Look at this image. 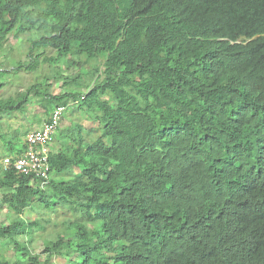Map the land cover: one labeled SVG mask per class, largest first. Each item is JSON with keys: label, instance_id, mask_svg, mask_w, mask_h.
Masks as SVG:
<instances>
[{"label": "trees", "instance_id": "1", "mask_svg": "<svg viewBox=\"0 0 264 264\" xmlns=\"http://www.w3.org/2000/svg\"><path fill=\"white\" fill-rule=\"evenodd\" d=\"M24 34L0 85L62 60L80 70L58 94L49 73L0 100L2 117L39 98L43 125L65 108L45 183L0 164L15 213L0 241L23 259L0 264H264V0H0V50ZM70 108L92 124L63 126ZM0 139V163L24 149L17 130ZM34 204L72 213L44 261Z\"/></svg>", "mask_w": 264, "mask_h": 264}, {"label": "rangeland", "instance_id": "2", "mask_svg": "<svg viewBox=\"0 0 264 264\" xmlns=\"http://www.w3.org/2000/svg\"><path fill=\"white\" fill-rule=\"evenodd\" d=\"M30 45L29 36L27 34L20 35L19 38H10L4 49L0 50V70L6 68L12 69L13 65L19 60H25L27 56V49ZM56 67L43 65L39 70L33 73L21 72L19 74H7L3 78V85H0V100H4L10 97H14L15 100H19L17 92L27 91V87L43 82V77L46 74L52 75L51 82H54L52 93L58 94L62 92V82L64 78H68L72 74L78 73L79 68L66 69L63 60L59 62ZM88 67V66H87ZM89 69V68H88ZM85 72V69H83ZM11 73V72H9ZM57 73L60 76L56 77ZM18 75V76H16ZM2 80V79H1ZM88 78L85 83L87 84ZM74 89V87H71ZM33 98V97H32ZM42 102L39 98L30 99V102L24 107L23 111H7L0 116V135L5 134L8 137H12L17 130V136L22 142L25 139L26 134L31 129L39 128L45 122V111L42 107ZM63 126H68L71 121L83 122L86 126H90L92 122L85 116V114L75 113L73 108L67 109L64 114ZM56 140L53 142L54 147L58 146L60 135L57 132ZM6 142H2L0 139V157L3 153H7ZM1 164V163H0ZM74 169L73 172H76ZM35 202V201H34ZM35 210H25L23 217L28 221H41L44 225V229H36L35 237L32 243H28L32 253H39L41 260L46 259V254L43 250L54 242L56 239L57 232L64 229L62 222L66 218H70L72 213L66 210L62 206H58L55 212H50L47 208L42 205L34 204ZM14 212L9 207L3 205L0 207V225L7 226L10 219L14 217ZM21 242H26V237H19ZM21 249L17 246L1 242L0 241V261H8L10 263L15 262L16 259H22ZM74 256H54L50 259L51 264H76ZM23 260V259H22ZM49 261V262H50Z\"/></svg>", "mask_w": 264, "mask_h": 264}, {"label": "built area", "instance_id": "3", "mask_svg": "<svg viewBox=\"0 0 264 264\" xmlns=\"http://www.w3.org/2000/svg\"><path fill=\"white\" fill-rule=\"evenodd\" d=\"M64 107H58L51 114V121L40 128L31 129L25 136L24 149L15 157H4V170L13 169L17 174L33 177L45 183L52 174L50 164L51 146L58 132Z\"/></svg>", "mask_w": 264, "mask_h": 264}, {"label": "crops", "instance_id": "4", "mask_svg": "<svg viewBox=\"0 0 264 264\" xmlns=\"http://www.w3.org/2000/svg\"><path fill=\"white\" fill-rule=\"evenodd\" d=\"M57 138H55V140H56ZM54 140V141H55ZM24 142V141H23ZM56 149V146L54 147V144L51 146V152H52V150H55ZM51 152H50V154H51ZM18 154V153H17ZM16 155V154H15ZM6 157H8V156H6ZM53 175V174H52Z\"/></svg>", "mask_w": 264, "mask_h": 264}]
</instances>
